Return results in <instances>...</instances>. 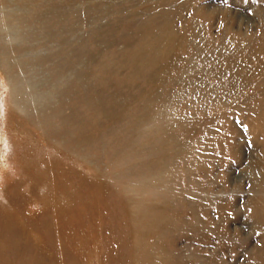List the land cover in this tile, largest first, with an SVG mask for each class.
I'll return each mask as SVG.
<instances>
[{"label": "rangeland", "instance_id": "374dc122", "mask_svg": "<svg viewBox=\"0 0 264 264\" xmlns=\"http://www.w3.org/2000/svg\"><path fill=\"white\" fill-rule=\"evenodd\" d=\"M0 264H264V0H0Z\"/></svg>", "mask_w": 264, "mask_h": 264}, {"label": "bare ground", "instance_id": "6f19581e", "mask_svg": "<svg viewBox=\"0 0 264 264\" xmlns=\"http://www.w3.org/2000/svg\"><path fill=\"white\" fill-rule=\"evenodd\" d=\"M156 46H157V45H156ZM156 46H155V47H156ZM165 47H167V46H165ZM154 54H155V53H154ZM154 54H152V55L154 56ZM160 54H162V53L160 52ZM156 55H157V54H156ZM144 63H145V62H144ZM219 109H220V108H219Z\"/></svg>", "mask_w": 264, "mask_h": 264}]
</instances>
